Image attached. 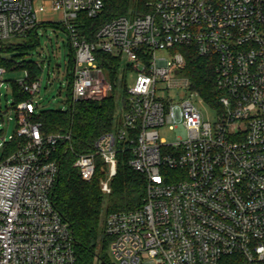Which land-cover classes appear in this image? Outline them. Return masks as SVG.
Segmentation results:
<instances>
[{
    "label": "built area",
    "instance_id": "2783aa9c",
    "mask_svg": "<svg viewBox=\"0 0 264 264\" xmlns=\"http://www.w3.org/2000/svg\"><path fill=\"white\" fill-rule=\"evenodd\" d=\"M104 7V0H0V42L22 39L47 22L66 30L75 52L73 101L101 100L113 90L97 51L124 57L135 72L119 122L82 153L69 132L45 134L32 120L41 81L26 80V72L20 83L33 99L17 103V129L0 142L4 148L22 139L0 160V264H78L70 225L52 201L62 148L75 154L84 180L95 175L96 158L103 159L105 194L120 149L132 153L129 164L144 174L142 205L103 218L120 264H264V0H155L151 11L114 17L87 40L78 30L80 13L93 18ZM48 10L61 19L40 22L39 13ZM177 44L216 58L215 122L189 97L157 96L163 82L203 99L180 73L186 58ZM120 70L125 79L122 64ZM6 72L0 67V88L11 89ZM164 125L177 129L174 142L160 137Z\"/></svg>",
    "mask_w": 264,
    "mask_h": 264
},
{
    "label": "trees",
    "instance_id": "16d2710c",
    "mask_svg": "<svg viewBox=\"0 0 264 264\" xmlns=\"http://www.w3.org/2000/svg\"><path fill=\"white\" fill-rule=\"evenodd\" d=\"M105 7L96 17L90 18L80 13L78 30L87 40L96 39L98 30L110 19L130 14H144L152 10L155 0H104ZM60 25L52 22L38 24L22 41L12 43L0 42V67L6 71L25 68L28 81L40 78L42 66L33 60L17 61V56L39 44L38 28L40 26ZM68 62L69 98L67 109H46L35 112L33 121L41 123L45 134L57 131L69 132L76 152H88L94 149L99 136L114 129L119 122L118 101L124 107L127 103V84L124 75L119 76L121 58L103 51H97V61L103 67L106 77L112 82L113 90L101 100H72L73 80L71 71L74 67L75 52L70 44ZM174 49L182 51L186 65L180 73L190 80L191 88L200 93L203 99L213 106H219L220 91L215 86V64L213 55H200L193 45L177 44ZM14 51H20L13 54ZM122 76V77H121ZM10 82V81H9ZM13 93L12 108L17 103L31 101L33 95L26 92L21 83L11 81ZM121 88V89H120ZM119 92V93H118ZM120 106V108H121ZM120 112V111H119ZM0 133L2 131L0 130ZM22 139L14 137L3 148L1 160L16 152ZM117 173L110 181L111 192L105 194L101 189V180L107 176V165L101 157L96 158V173L91 180H84L74 167L75 154L62 148L57 153L59 173L52 191V201L56 209L68 221L75 240L78 264H112L106 254L111 237L103 226L104 211L131 210L140 207L146 195V178L144 174L133 169L129 164L132 153L120 149L118 154Z\"/></svg>",
    "mask_w": 264,
    "mask_h": 264
},
{
    "label": "rangeland",
    "instance_id": "374dc122",
    "mask_svg": "<svg viewBox=\"0 0 264 264\" xmlns=\"http://www.w3.org/2000/svg\"><path fill=\"white\" fill-rule=\"evenodd\" d=\"M61 13L57 11H45L39 13L40 22L44 21H59ZM39 44L28 50L26 54L19 55L18 51L13 54H18L17 61L33 60L42 66L40 76L41 88L40 92L35 96L36 112L46 109H67L69 98V76L68 62L70 58L69 36L66 30L60 25L55 27L52 25L40 26L38 28ZM7 42L19 43L21 38H10ZM122 67L125 71V80L127 85H133L135 82V72L127 69L125 66V58L123 57ZM27 70L25 68L11 69L5 73L7 81H16L20 83L26 78ZM123 75L120 70L119 76ZM122 77V76H121ZM124 78V77H122ZM6 84V83H5ZM121 89V88H120ZM119 93V92H118ZM157 96L165 99H182L191 98L203 113L204 119L215 122L219 113V107L212 106L204 99L199 100L198 97L191 95V90L185 86L167 87L166 83L159 82L157 84ZM13 103V93L11 89H7L6 85L0 88V142L3 141L2 136L13 135L17 129V116L14 109L11 107ZM121 102L118 101V110L120 111ZM160 137L166 142L171 143L177 139V129L170 128L168 125L159 128ZM3 155V148H0V160ZM106 212L104 211L105 216ZM106 254L112 264H120L113 256L110 246L106 249Z\"/></svg>",
    "mask_w": 264,
    "mask_h": 264
}]
</instances>
